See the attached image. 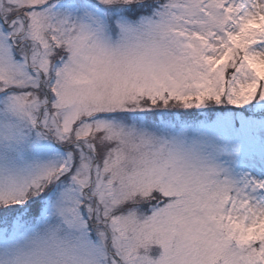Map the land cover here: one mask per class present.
Wrapping results in <instances>:
<instances>
[{"label":"snow or ice","instance_id":"obj_1","mask_svg":"<svg viewBox=\"0 0 264 264\" xmlns=\"http://www.w3.org/2000/svg\"><path fill=\"white\" fill-rule=\"evenodd\" d=\"M0 264H264V0H0Z\"/></svg>","mask_w":264,"mask_h":264}]
</instances>
